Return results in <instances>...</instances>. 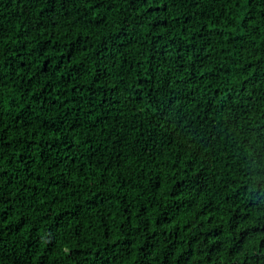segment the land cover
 <instances>
[{
    "label": "trees",
    "instance_id": "16d2710c",
    "mask_svg": "<svg viewBox=\"0 0 264 264\" xmlns=\"http://www.w3.org/2000/svg\"><path fill=\"white\" fill-rule=\"evenodd\" d=\"M0 264H264V0H0Z\"/></svg>",
    "mask_w": 264,
    "mask_h": 264
}]
</instances>
